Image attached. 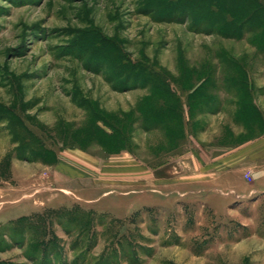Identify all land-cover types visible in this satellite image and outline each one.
<instances>
[{
  "label": "rangeland",
  "instance_id": "obj_1",
  "mask_svg": "<svg viewBox=\"0 0 264 264\" xmlns=\"http://www.w3.org/2000/svg\"><path fill=\"white\" fill-rule=\"evenodd\" d=\"M217 9L0 0V264H264V24Z\"/></svg>",
  "mask_w": 264,
  "mask_h": 264
},
{
  "label": "trees",
  "instance_id": "obj_2",
  "mask_svg": "<svg viewBox=\"0 0 264 264\" xmlns=\"http://www.w3.org/2000/svg\"><path fill=\"white\" fill-rule=\"evenodd\" d=\"M208 2L218 8L217 16L221 17L223 14L228 13L231 20L224 23L233 24L238 32L246 30L252 33L264 24V0H243L238 10L230 9L228 4L221 0H208ZM220 23L222 21L218 22V24ZM260 49L264 50V42L260 43Z\"/></svg>",
  "mask_w": 264,
  "mask_h": 264
}]
</instances>
